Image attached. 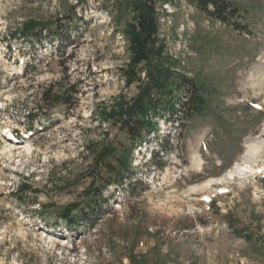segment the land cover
Wrapping results in <instances>:
<instances>
[{
	"label": "rangeland",
	"instance_id": "374dc122",
	"mask_svg": "<svg viewBox=\"0 0 264 264\" xmlns=\"http://www.w3.org/2000/svg\"><path fill=\"white\" fill-rule=\"evenodd\" d=\"M232 1L239 28L189 0H0V45L16 35L30 65L0 66V264H264V0ZM142 16L156 34L140 60ZM155 78L179 82V112ZM137 99L131 122L154 126L143 140L121 120ZM6 126L31 137L11 143ZM117 157L133 172L123 186ZM244 159L260 173L231 179Z\"/></svg>",
	"mask_w": 264,
	"mask_h": 264
},
{
	"label": "trees",
	"instance_id": "16d2710c",
	"mask_svg": "<svg viewBox=\"0 0 264 264\" xmlns=\"http://www.w3.org/2000/svg\"><path fill=\"white\" fill-rule=\"evenodd\" d=\"M190 2H192L193 4H195L200 10L204 11L205 13H207L210 17H213L225 24H229V25H233L236 28H239V23L238 21H236L239 17V9L235 6L234 2L232 0H189ZM155 19H151L150 17L147 16H142L140 19V23H139V28L140 31H134V40L136 42V45L138 47L137 49V55L138 58L140 60L145 59L147 56H149L150 54V50L148 49V43L151 40V42L154 39V36L156 34V27H155ZM32 29H27L26 31H29ZM16 36V35H15ZM35 36L34 32L33 33H25L24 37H32ZM152 54V53H151ZM150 54V56H151ZM174 75H169L168 80H170L171 78H173ZM183 81L181 83L182 86L187 87L188 89H192V90H199L197 84L192 81L189 80V78H183ZM186 82V83H185ZM154 84L158 87H155L157 89H161V90H167L169 91L168 94L171 95V97H173V99L171 100L170 97L166 99L165 102H167V105L165 107V109L168 108L169 112L174 115L175 113L180 111V104H178V102H175V100H177V98L179 97L178 94H173L174 89L177 90L178 92L180 91V89L182 88L181 86H177L179 84V82L173 83V82H168V81H163V82H159V80L157 78H155L154 80ZM174 85V86H173ZM141 96L144 97V95H146V90H143L140 94ZM142 100L137 99L136 101H134L132 103V105H130L127 109V112L125 114H123L121 116V120H123V124L125 125L126 128H128V130L130 129V131H128L129 135L132 136L133 138H135L136 136H139V138H141V140H143V134H146V131H150L151 129L154 128L153 125H151V119H149V114L148 113H144V117L142 119V121L133 123L131 122L133 120L132 115L135 114L136 112V108L137 107H141L142 106ZM159 103L160 100H154L152 101V104L155 106L159 107ZM184 104V103H183ZM143 109V108H142ZM144 110V109H143ZM146 112V110H144ZM151 126V127H150ZM141 130L144 132H141ZM170 137L171 135H168L167 138H165V141H161L160 145L162 150H167V146H169V141H170ZM142 142V141H140ZM152 159L153 162L156 163L157 165H162V156L160 155V153H158L157 151H153L152 154ZM115 164L117 166H113L112 164H108L107 168L111 174L112 177H114V181L113 182H117L120 181V184L123 186V182H126L129 177L132 175L133 172H131V167L127 166V163H123V157H117ZM112 182V183H113ZM108 185L111 184V181L106 182ZM28 193V192H32V193H36L33 190H29L28 187H24L22 186V189L20 191V193L23 195L24 193ZM102 192V191H100ZM99 193H97L98 195ZM100 200V195H98ZM97 197V198H98ZM96 199L93 201L94 204H97V202H95ZM90 206H94L93 204H90ZM74 208H78V205H73ZM92 209H96V208H92ZM74 210H78V209H73L70 211H74ZM70 213V212H69ZM72 214V213H71ZM72 217L69 219L68 217H64L66 220L71 221V223H73L74 221H80V219H85V220H89L91 217L89 215V212L86 211V208L81 209V211H79L78 213H76L74 216L71 215Z\"/></svg>",
	"mask_w": 264,
	"mask_h": 264
},
{
	"label": "bare ground",
	"instance_id": "6f19581e",
	"mask_svg": "<svg viewBox=\"0 0 264 264\" xmlns=\"http://www.w3.org/2000/svg\"><path fill=\"white\" fill-rule=\"evenodd\" d=\"M262 147V145L259 147L258 146V148H257V150L258 149H260ZM18 149H19V147L17 148V146H11L10 148H7L6 150H8V155L10 156V158L12 159V158H14V156H15V154H17V151H18ZM17 150V151H16ZM27 151H29V149L27 150ZM253 152H256V151H254L253 150ZM253 152H251V155H252V153ZM255 162H256V160H255ZM258 162V161H257ZM257 164V163H256ZM262 166V165H261ZM259 167V166H258ZM240 168H242V169H240ZM239 169H236L234 172L232 171V174L231 175H233L234 177L233 178H231V179H234V180H237V176L236 175H246V179H248L249 180V177L251 176V175H253L254 174V171H257L256 170V167H255V165H254V162L253 161H249V160H245L244 159V162H243V165H242V167H240ZM264 168V167H263ZM239 170H242V172H240ZM263 170V169H262ZM261 171V170H260ZM260 171H257V173H260ZM249 174V175H248ZM256 174V173H255ZM245 178V177H244ZM222 182H225V183H230V179H225V180H223ZM206 185H208V184H206ZM229 186V185H228ZM219 187V186H218ZM222 188V187H221ZM216 191H217V189H216ZM226 191V190H225ZM218 192V191H217ZM220 195V194H219ZM216 196V195H215ZM209 201V200H208ZM54 228V227H53ZM48 232L49 233H51V234H53L54 236H59V234H61V235H65V233H60L59 231H57V230H54V229H48ZM24 235L25 234V232H24V229L23 228H21V230L19 231V235ZM50 234V235H51ZM4 234H2L1 233V235H0V245H1V243L4 241V239H5V237L3 236ZM54 240V239H53ZM52 242H54V241H52ZM71 249V248H70Z\"/></svg>",
	"mask_w": 264,
	"mask_h": 264
}]
</instances>
